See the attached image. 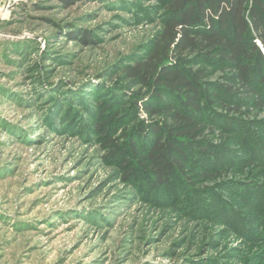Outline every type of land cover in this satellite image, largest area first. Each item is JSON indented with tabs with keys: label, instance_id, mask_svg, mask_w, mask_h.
Returning a JSON list of instances; mask_svg holds the SVG:
<instances>
[{
	"label": "rangeland",
	"instance_id": "1",
	"mask_svg": "<svg viewBox=\"0 0 264 264\" xmlns=\"http://www.w3.org/2000/svg\"><path fill=\"white\" fill-rule=\"evenodd\" d=\"M73 1L0 0V264H264V111L205 109V153L156 188L121 70L164 10Z\"/></svg>",
	"mask_w": 264,
	"mask_h": 264
},
{
	"label": "trees",
	"instance_id": "2",
	"mask_svg": "<svg viewBox=\"0 0 264 264\" xmlns=\"http://www.w3.org/2000/svg\"><path fill=\"white\" fill-rule=\"evenodd\" d=\"M158 3L165 16L157 40L121 73L139 89L131 95L149 118L141 129L142 160L150 181L162 188L171 186L182 168L179 157L186 159V143L205 153L187 142L208 144L214 135L203 119L205 109L220 106L247 117L264 111V0ZM78 38L91 41L88 33ZM258 125L264 132V124Z\"/></svg>",
	"mask_w": 264,
	"mask_h": 264
}]
</instances>
